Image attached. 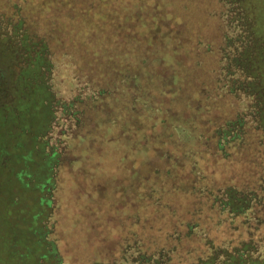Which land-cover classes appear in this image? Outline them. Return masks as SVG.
Instances as JSON below:
<instances>
[{
	"label": "rangeland",
	"instance_id": "1",
	"mask_svg": "<svg viewBox=\"0 0 264 264\" xmlns=\"http://www.w3.org/2000/svg\"><path fill=\"white\" fill-rule=\"evenodd\" d=\"M228 1L226 17L234 26L227 45L233 49L228 50L229 76L237 97L245 95V110L205 98L160 108L107 99L63 102L56 96L51 68L32 64L30 53L19 47L23 36L14 28L21 18L13 0H0V264H60V258L62 264H264V97L253 88L264 80V18L251 20L242 0ZM21 31L31 34L33 28L25 22ZM252 67L262 76L252 78ZM110 130L116 135L128 131L127 139L145 134L149 142L180 147L198 139L197 151L206 154L208 146L217 150L221 145L224 153L233 154L240 138L251 148L232 168L228 193L218 188L217 194L196 196L197 179L188 184L178 176L176 191L165 192L174 203L165 201L139 218L107 207L96 210L90 201L87 205L82 197L90 184L79 182L76 203L84 205L86 217L71 220L61 209V202L72 199L69 172L75 158L68 144L76 133ZM84 148L83 143L79 149ZM161 158L152 157L148 169L134 168L135 182L151 180L167 188L174 170L167 175L168 162ZM100 181L92 184L98 209L109 204L103 200L129 193L135 183L114 191V181L109 189L107 181ZM52 196V207L42 211ZM18 229L27 237L20 243L10 239ZM54 240L63 245L58 254Z\"/></svg>",
	"mask_w": 264,
	"mask_h": 264
},
{
	"label": "trees",
	"instance_id": "2",
	"mask_svg": "<svg viewBox=\"0 0 264 264\" xmlns=\"http://www.w3.org/2000/svg\"><path fill=\"white\" fill-rule=\"evenodd\" d=\"M242 1L249 19L264 18V0ZM13 3L21 18L14 28L15 32L18 27L16 32L23 36L18 39L19 47L30 53L27 58L30 57L32 64L51 68L52 84L58 90L56 96L63 102L107 99L160 108L205 98L212 103L224 101L240 108L247 104L242 101L245 95L237 97L231 86L232 75L229 76L228 50L233 49L227 45L233 37L234 26L226 17L228 5L232 3L228 0H13ZM25 22L32 26V33L39 41L32 42V33L22 35L21 27ZM33 49L36 56L32 54ZM261 73L255 67L250 70L252 78H259ZM253 86L263 91L264 97V80ZM46 88L49 87L46 85ZM241 109L245 110L243 106ZM121 132V135L113 131L95 135L79 132L76 137L72 136L73 142L68 144L75 158L69 172L72 199L64 204L60 201L61 209L66 208L71 220L86 217L82 211L84 205L76 203L80 197L76 194L79 182L92 186L88 185L82 197L87 198V205L90 201L96 210L107 207L111 212L131 213L139 218L159 210L167 201L165 192L176 191L178 176L183 182L188 180V184L197 179L192 189L196 191L191 190L196 196L217 194L218 188L228 193L232 191L228 186L235 172V169L231 172L232 168L251 148L247 140L240 138L233 154L224 153L221 144L217 150L208 146L206 154L201 149L197 151L198 139L180 147V143L163 140V144L149 142L145 134L127 139L128 131ZM83 143L85 148L81 150ZM207 155L211 161L206 164ZM129 156L136 158L135 165ZM154 156L168 162L167 175L174 170L169 177L173 182L167 188L153 185L151 180L135 182L134 168L148 169ZM179 164L184 167L177 166ZM100 180L107 181L104 186L108 189L110 181H114L111 189L114 191L122 189L123 184H130L131 180L135 183L129 193L103 200L109 204L98 209L94 204L98 191L92 184ZM53 200L52 196L47 204L41 205L42 211L49 209V205L51 208ZM25 236V232L18 229L10 239L20 243L27 239ZM52 243L57 254L62 252L63 245H59L58 240ZM62 261L64 259L60 258V264Z\"/></svg>",
	"mask_w": 264,
	"mask_h": 264
}]
</instances>
